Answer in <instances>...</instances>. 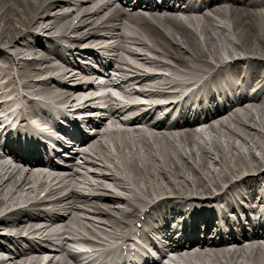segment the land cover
<instances>
[{"label":"bare ground","instance_id":"1","mask_svg":"<svg viewBox=\"0 0 264 264\" xmlns=\"http://www.w3.org/2000/svg\"><path fill=\"white\" fill-rule=\"evenodd\" d=\"M60 0H0V44L7 43L10 44L13 49L11 51L20 58V52L24 53L27 50L31 51L33 54H38V58L43 60L46 59V55L38 49V45L35 44V48L32 46L30 40V33L33 27L35 29H49V28H62L66 26V21H62L64 16L57 17L49 24H45V18L47 14V8L52 9ZM208 2V1H207ZM101 3L98 1L95 5ZM205 3V2H204ZM108 0L105 6L108 5ZM262 3L245 1L241 2L238 0H218L213 3H208L204 6L197 7L195 5H187L179 7L180 10L189 12L190 15L185 19L178 14H166L165 18H160L165 20V24L168 28V32L176 41L181 42L184 45L171 47L173 55L182 56L185 48L193 51L195 53V58H202L205 60L209 58L210 60H225L223 57L233 56L238 50L252 53L257 56L264 57V41L261 39L262 34L264 36V7H259ZM131 6V4H130ZM211 7L210 11L216 15L218 19L222 20V23L226 24V31L223 32V28L217 26L208 14V10L202 11V9ZM102 10L103 6L100 7ZM100 11H95L92 16ZM221 12H224L223 14ZM227 14L225 15V13ZM185 17V15H182ZM105 16H102V18ZM194 18V25L198 24L201 28V33L203 36V41H199L201 47L198 46L193 35L186 29L185 22L192 21ZM100 19V20H101ZM184 19V20H183ZM60 22H64L60 24ZM218 22V21H217ZM192 25L193 34L199 35V30ZM217 27L219 32L216 31ZM261 27V29H260ZM186 28V29H185ZM39 43L38 38L35 39ZM224 52L223 55L221 53ZM189 55V54H188ZM36 56V55H35ZM190 56V55H189ZM259 64L264 63V61H257ZM239 60L233 61L231 67L233 70L237 68ZM163 64V63H162ZM253 64V63H251ZM257 67V63L255 62ZM186 66L185 68H189ZM39 71H23L22 76L24 78H30L32 75L36 77L35 74H39ZM45 79V78H44ZM38 83L39 92L45 93L48 80H44ZM167 85H172L170 82H164ZM25 87L29 88L28 84L24 82ZM261 95V94H260ZM254 104L251 112H246V119L243 120L244 127L241 129H235L234 132H226L222 134H217L215 137L214 147L207 149L205 146L199 144V133L196 129L186 130L182 133L183 138L181 139L184 149L183 153L180 155L177 152V148L174 150V155H177L180 161L175 163H181L186 161H191L188 165L181 163L179 166L174 164L171 160L170 152L168 149L172 147V144L168 139H171V135L168 132L165 136L162 132H155L157 135V142L160 144L158 150L161 154L156 153L154 156L149 151V146L146 145V141L140 132L135 137L138 139L133 151L127 146V140L124 137V144L127 146V150L123 153L119 149L109 151L101 155L103 165L109 170H102V176L104 180L102 181V187H110L106 179L109 176H113L116 173V169H120L122 166H128L129 161L133 160L139 162L140 167H143L145 173L140 179L139 183L128 188H121L119 194L127 195L124 196L126 199V204H131L132 201L129 200L131 197H143V194H154L158 188H163V182L165 177L169 182H173V186L176 189H165L166 194H181V196L196 197L201 193L198 191H206V193H218L217 191L232 192L234 188V179H238L242 176H254L264 172V97L256 95L253 98ZM212 128V126H210ZM200 133L207 134L211 133L207 130L200 129ZM131 134V133H130ZM135 136V134H134ZM198 146V147H197ZM114 147H118V142L114 143ZM197 147V148H196ZM90 153H95L99 155L100 145L99 143L92 142L87 147ZM174 149V148H173ZM137 152V153H136ZM152 157L159 161L164 159L166 164L164 172L161 173L162 177L158 176V169L152 170L147 168V164L150 161L153 162ZM138 158V160H137ZM91 159V158H89ZM0 205L13 204L22 202L29 199L30 193L37 191V186L34 184V180L41 179L39 174L37 177L36 173L40 172L42 169H35L32 171L31 168H12L6 162L0 165ZM93 172H99L97 169H92ZM100 173V172H99ZM96 175V174H94ZM45 179H54L57 184L53 181H47L41 190L45 191L49 189V185L56 186L60 185L61 191L57 194H62V197L68 196L71 191L69 186L77 184L78 181L75 178L66 179V176L58 177L56 175L53 178L48 176ZM234 178V179H233ZM96 181L101 180L98 176ZM250 178H243L241 183L246 185ZM97 183V182H96ZM99 185V184H98ZM14 190L18 193L15 195ZM68 191L66 193H63ZM37 193V192H36ZM118 193V192H117ZM220 195V194H218ZM181 200V198L179 197ZM7 200H10L7 202ZM178 200V198L176 199ZM21 204H17L19 207ZM130 212V211H128ZM19 214V213H17ZM21 216V214H19ZM45 217H48L47 215ZM16 219L11 217L4 223V228L17 229L18 225L15 223ZM26 227V226H24ZM46 230L52 231L53 225H47L44 227ZM30 230V227L26 231ZM79 230V227L74 225H65L62 231L73 232ZM62 231H59L60 234ZM240 239V238H238ZM219 244V245H218ZM214 246L210 247V250L224 249L226 251H221L218 255L209 250H201L198 248H193L192 251H186L184 254H177L176 258H185L186 256L199 257H209L216 255L221 264H260V258L264 257V254L256 251L255 249H246L237 257L238 262L230 263L224 262L222 256L235 257V250L231 247L221 245L218 240L214 241ZM237 250H243L237 249ZM178 251V248H176ZM59 258H64L62 255ZM173 257L172 259H174ZM7 257L0 253V264H6ZM28 258H20L15 262V264H32L33 261L28 260ZM26 262V263H25Z\"/></svg>","mask_w":264,"mask_h":264}]
</instances>
